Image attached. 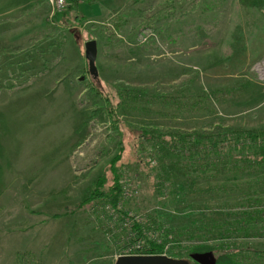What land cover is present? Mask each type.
Returning a JSON list of instances; mask_svg holds the SVG:
<instances>
[{
  "label": "rangeland",
  "instance_id": "rangeland-1",
  "mask_svg": "<svg viewBox=\"0 0 264 264\" xmlns=\"http://www.w3.org/2000/svg\"><path fill=\"white\" fill-rule=\"evenodd\" d=\"M76 1L0 0L28 28L22 54L0 37V264H114L137 244L125 223L149 214L173 228L162 254L264 264V173L209 179L138 147L142 130L264 128V0H111L79 22ZM111 167L128 214L79 207Z\"/></svg>",
  "mask_w": 264,
  "mask_h": 264
},
{
  "label": "trees",
  "instance_id": "trees-1",
  "mask_svg": "<svg viewBox=\"0 0 264 264\" xmlns=\"http://www.w3.org/2000/svg\"><path fill=\"white\" fill-rule=\"evenodd\" d=\"M88 1L90 2V0ZM75 17L76 21L79 22L84 16L76 15ZM126 93L129 94V97L132 96L130 90H126ZM138 140V147L140 149H153L161 162L165 163L166 160H170V163H174L177 166L180 165L186 171L205 173L209 179L230 171L242 175L256 172L264 173V128L233 129L225 131L220 135H207L198 132L159 133L142 130L138 135ZM121 163L119 159V164L121 165ZM113 167L116 166L114 165ZM116 172V169L112 168V181L108 182V184L102 178L98 179L96 186L90 190L89 194L79 204V207L89 202H104L112 212L116 213L115 215H118V212H123L127 215L128 213L122 208L121 203L123 184ZM156 185L158 188H164V180H158ZM242 214L244 215V213ZM145 219L146 223L134 219L125 223L124 227L129 229L133 234L131 243H137L132 248L133 252L128 253H165L164 247L170 239L173 228H165L164 224L155 215L149 214ZM239 223L243 222L238 220L236 224L238 225ZM149 231L155 233L153 239L148 238L149 235L147 233ZM191 249L192 251L200 252L210 250L212 246H193ZM216 264H260V262H245L234 258L231 253H223L218 256Z\"/></svg>",
  "mask_w": 264,
  "mask_h": 264
},
{
  "label": "water",
  "instance_id": "water-1",
  "mask_svg": "<svg viewBox=\"0 0 264 264\" xmlns=\"http://www.w3.org/2000/svg\"><path fill=\"white\" fill-rule=\"evenodd\" d=\"M84 56L88 70L95 78L98 74L95 60L97 43L91 39L84 43ZM190 258L197 264H216V257L211 251H193ZM114 264H192L189 260L173 258L165 254H122L116 257Z\"/></svg>",
  "mask_w": 264,
  "mask_h": 264
},
{
  "label": "crops",
  "instance_id": "crops-1",
  "mask_svg": "<svg viewBox=\"0 0 264 264\" xmlns=\"http://www.w3.org/2000/svg\"><path fill=\"white\" fill-rule=\"evenodd\" d=\"M111 0H105L104 2H99L100 4H103L104 6H97L98 3L95 2V0L91 2H82L81 0H77L75 3V9L77 10L78 16H86L87 18H93L98 17V10L96 8H99V10H106L107 9V3ZM82 3L87 4L86 8H81L80 5ZM89 7V8H88ZM1 9L6 10V14L0 13L1 17V24L3 29H0V37L8 39V42L6 43V46H3V50L7 51L10 54H22L20 50V45L18 42L19 39H23L28 34V28L27 26H22L25 22V19L27 15H23V11H18V13L13 16V13L11 12L10 5L6 6H0ZM14 9V8H13ZM25 16V17H24ZM20 26H16L19 25ZM15 26V27H14Z\"/></svg>",
  "mask_w": 264,
  "mask_h": 264
},
{
  "label": "built area",
  "instance_id": "built-area-1",
  "mask_svg": "<svg viewBox=\"0 0 264 264\" xmlns=\"http://www.w3.org/2000/svg\"><path fill=\"white\" fill-rule=\"evenodd\" d=\"M45 2L51 8L52 12H61L67 5V0H45Z\"/></svg>",
  "mask_w": 264,
  "mask_h": 264
}]
</instances>
